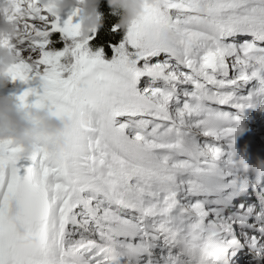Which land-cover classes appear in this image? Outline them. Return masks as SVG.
Returning a JSON list of instances; mask_svg holds the SVG:
<instances>
[{
    "label": "snow or ice",
    "instance_id": "1",
    "mask_svg": "<svg viewBox=\"0 0 264 264\" xmlns=\"http://www.w3.org/2000/svg\"><path fill=\"white\" fill-rule=\"evenodd\" d=\"M12 2V81H39L17 99L87 120L56 152L0 139V264H219L238 229L264 260V161L237 159L235 148L239 113L264 110V0L146 3L110 61L89 49L80 7L62 21L46 0ZM53 33L62 49L49 48ZM145 73L194 88L172 111V91L138 89ZM201 136L232 139L225 150Z\"/></svg>",
    "mask_w": 264,
    "mask_h": 264
},
{
    "label": "clouds",
    "instance_id": "2",
    "mask_svg": "<svg viewBox=\"0 0 264 264\" xmlns=\"http://www.w3.org/2000/svg\"><path fill=\"white\" fill-rule=\"evenodd\" d=\"M113 14L119 17L118 26L127 30L132 21L141 17L146 3H162L163 0H107ZM53 11L62 15L66 10L81 8V31L86 37L103 26L100 11L101 0H46ZM15 7L12 0H0V139L12 140L27 152L42 144L49 152H56L67 143L66 132L76 120L86 121V115L58 116L46 107L22 106L16 95L5 92L12 82L10 68L18 61L14 48L5 45L15 40L21 29L8 19L6 10ZM23 231V225H21Z\"/></svg>",
    "mask_w": 264,
    "mask_h": 264
},
{
    "label": "rangeland",
    "instance_id": "3",
    "mask_svg": "<svg viewBox=\"0 0 264 264\" xmlns=\"http://www.w3.org/2000/svg\"><path fill=\"white\" fill-rule=\"evenodd\" d=\"M74 10L73 9H68L66 10L62 15V21L67 19V17L69 16V14ZM54 18V17H52ZM76 21H80L81 20V15H78L75 17ZM33 23H35L38 27H42L43 22L40 21L39 19H36L35 21H33ZM59 39L63 42H65L64 38L59 34ZM240 39H251V37H241ZM19 47H21L24 50V53L26 56H31L33 59L37 58L40 50L38 47H36L35 45H33L31 43V41H25L24 44L19 45ZM52 47V44L49 45V48ZM97 52H101V51H97ZM167 54L161 53L159 57H154L153 63H156L158 60L163 62L166 58ZM146 62V61H145ZM144 62V63H145ZM140 64V66L142 67L143 64ZM172 63H175V61H173ZM151 65V64H149ZM177 72L181 71L182 69H174ZM34 82H36V84H39V81L34 80L33 84H35ZM10 84L12 85H16L19 84L20 86H25L26 84H24L22 81H15V82H11ZM164 84L167 85L168 90L173 92V99L172 101H170V110L175 111L176 108L178 107H182L183 103L189 99V97H186L184 95L185 92H190L191 90H193L194 85H192L190 82L185 81V79L182 76H178V78L176 80H165L163 77H154V76H150V77H140L139 78V82H138V89L141 92H144L145 89H151V88H160L162 87ZM204 139H212V138H205L203 136H201V140ZM213 141V139H212Z\"/></svg>",
    "mask_w": 264,
    "mask_h": 264
},
{
    "label": "trees",
    "instance_id": "4",
    "mask_svg": "<svg viewBox=\"0 0 264 264\" xmlns=\"http://www.w3.org/2000/svg\"><path fill=\"white\" fill-rule=\"evenodd\" d=\"M100 11L103 14V26L90 34L92 38L89 40L88 47L93 53L101 51L103 58L110 61L115 55V48L125 40L127 31L117 27L119 17L113 14L107 0H101ZM51 39V49L59 50L64 47L65 42L59 39V33L58 35L57 33H53ZM151 59L152 58H149L148 60ZM144 62L145 61H141V64Z\"/></svg>",
    "mask_w": 264,
    "mask_h": 264
},
{
    "label": "bare ground",
    "instance_id": "5",
    "mask_svg": "<svg viewBox=\"0 0 264 264\" xmlns=\"http://www.w3.org/2000/svg\"><path fill=\"white\" fill-rule=\"evenodd\" d=\"M57 35H58V33H57ZM60 37V36H59ZM60 43V42H59ZM117 46V45H116ZM111 47V46H110ZM112 49V48H111ZM107 60V59H106ZM33 86L34 87V84H33V82L32 81H30V82H28V87L29 86ZM28 87H26V88H19V87H14V86H11V85H9L8 86V88L7 89H5L4 91L5 92H11L12 94H14V95H17V94H20V93H22L25 89H27ZM42 91V90H41ZM31 99H34V97H32ZM248 110H252L253 108H247Z\"/></svg>",
    "mask_w": 264,
    "mask_h": 264
}]
</instances>
